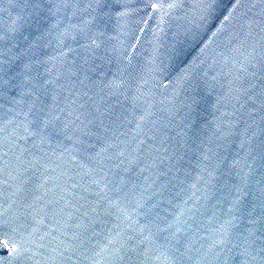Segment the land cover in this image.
<instances>
[{
    "label": "water",
    "instance_id": "1",
    "mask_svg": "<svg viewBox=\"0 0 264 264\" xmlns=\"http://www.w3.org/2000/svg\"><path fill=\"white\" fill-rule=\"evenodd\" d=\"M0 264H264V0H0Z\"/></svg>",
    "mask_w": 264,
    "mask_h": 264
}]
</instances>
